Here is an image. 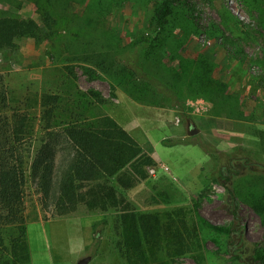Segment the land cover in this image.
<instances>
[{
	"label": "rangeland",
	"instance_id": "1",
	"mask_svg": "<svg viewBox=\"0 0 264 264\" xmlns=\"http://www.w3.org/2000/svg\"><path fill=\"white\" fill-rule=\"evenodd\" d=\"M170 2L168 20L159 26L163 0H0V16L43 24L44 6L55 18L51 38L14 39V50L0 51V72L13 101L46 91L85 98L90 118L111 117L158 159L146 166L148 177L123 195L128 210L153 212L161 221V246L150 247L154 256L147 264H264L255 255L264 253V216L253 205L264 202V169L249 165L240 174L231 169L235 195L219 175L233 157L264 166V0ZM155 36L152 55L143 61L177 89L180 101L162 95L156 102L152 83L148 102L136 100V81L112 63L114 53ZM97 52L111 56L105 72L92 63L99 61L91 56ZM202 61L228 88L220 85L215 94L214 87L208 91L198 84L191 73ZM187 119L201 131L189 135ZM65 147V141L58 143L57 160ZM40 196L29 182L30 258L12 264H76L89 254L88 264H130L118 247L122 228L115 208L101 212L80 202L59 215L53 204L43 206ZM234 200L239 219L230 213ZM95 216L93 236L101 228V240L80 250L92 237ZM175 233L186 237L189 252L176 254Z\"/></svg>",
	"mask_w": 264,
	"mask_h": 264
},
{
	"label": "trees",
	"instance_id": "2",
	"mask_svg": "<svg viewBox=\"0 0 264 264\" xmlns=\"http://www.w3.org/2000/svg\"><path fill=\"white\" fill-rule=\"evenodd\" d=\"M43 8V27L32 18L0 16V51L14 50V39L26 36L51 38L55 18L50 9ZM171 10L170 0H163L157 13L159 26L167 22ZM237 23L243 27L240 21ZM155 38L140 40L134 48L114 53L112 63L120 65L121 70L136 81V100L148 102L152 89L148 85L152 83L157 87L154 89L156 102L162 95L180 101L177 89L167 83L159 71L147 68L143 61L145 54L152 55L149 50L156 44L153 43ZM91 56L99 59L92 62L94 65L107 71L104 66L111 58L108 52ZM191 74L197 77L202 88L211 91L214 87L212 92L215 94L220 92V85L228 88L226 80L215 78L213 69L205 65V61L202 65L198 63ZM85 101V98L74 99L52 91L29 94L13 101L5 75L0 72V264L29 261L26 215L29 182L39 188L42 205L53 204L59 215L72 212L80 202L101 212L115 208L122 228L118 247L130 264L136 259L147 264L149 257L154 256L150 247L161 246L158 215L128 210L129 203L123 197L130 187L148 177L146 166L157 164V160L111 117L90 118ZM61 141L67 143L66 152L57 160V145ZM249 165L264 169L259 162L233 157L229 165H223L219 170L231 195H235L230 187L231 169L240 174ZM232 205L230 213L234 219H239V204L234 200ZM253 205L264 216V202L257 201ZM106 222L105 219L103 223ZM174 236L176 254L189 252L186 237L181 233ZM94 239L97 243L101 240V228L96 229ZM255 255L264 260L262 251L258 250Z\"/></svg>",
	"mask_w": 264,
	"mask_h": 264
},
{
	"label": "water",
	"instance_id": "3",
	"mask_svg": "<svg viewBox=\"0 0 264 264\" xmlns=\"http://www.w3.org/2000/svg\"><path fill=\"white\" fill-rule=\"evenodd\" d=\"M200 128L197 126L195 121L191 119H187V133L189 135H194L200 132ZM92 259V255H85L81 257L76 264H88L89 261Z\"/></svg>",
	"mask_w": 264,
	"mask_h": 264
},
{
	"label": "crops",
	"instance_id": "4",
	"mask_svg": "<svg viewBox=\"0 0 264 264\" xmlns=\"http://www.w3.org/2000/svg\"><path fill=\"white\" fill-rule=\"evenodd\" d=\"M201 131V130H200ZM156 160H158L156 157H154ZM165 164V163H164ZM167 166V165H166ZM167 167H169V166H167ZM96 217L97 216H95V217H92V219H94L92 222H91V225H90V230H91V232H92V237L90 238V239H88V240H85V241H83L82 242V244L80 245V250H82V249H86V248H88L91 244H92V241H93V239H94V236H93V222L95 221V219H96ZM82 248V249H81Z\"/></svg>",
	"mask_w": 264,
	"mask_h": 264
},
{
	"label": "built area",
	"instance_id": "5",
	"mask_svg": "<svg viewBox=\"0 0 264 264\" xmlns=\"http://www.w3.org/2000/svg\"><path fill=\"white\" fill-rule=\"evenodd\" d=\"M166 168H167V167H166ZM156 171H157V170H156L155 168H151V169H150V172L153 173V174H154Z\"/></svg>",
	"mask_w": 264,
	"mask_h": 264
}]
</instances>
